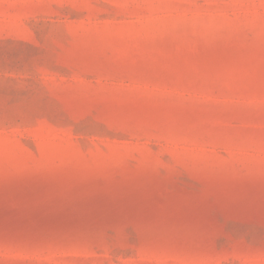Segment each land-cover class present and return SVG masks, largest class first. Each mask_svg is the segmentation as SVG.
Listing matches in <instances>:
<instances>
[{
  "label": "rangeland",
  "instance_id": "1",
  "mask_svg": "<svg viewBox=\"0 0 264 264\" xmlns=\"http://www.w3.org/2000/svg\"><path fill=\"white\" fill-rule=\"evenodd\" d=\"M0 264H264V0H0Z\"/></svg>",
  "mask_w": 264,
  "mask_h": 264
}]
</instances>
